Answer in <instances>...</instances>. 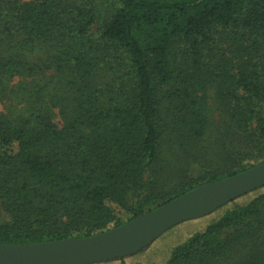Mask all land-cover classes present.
Returning a JSON list of instances; mask_svg holds the SVG:
<instances>
[{"label":"trees","instance_id":"16d2710c","mask_svg":"<svg viewBox=\"0 0 264 264\" xmlns=\"http://www.w3.org/2000/svg\"><path fill=\"white\" fill-rule=\"evenodd\" d=\"M36 42L50 43L57 69L70 72L72 110L61 128L45 112L0 119V243L91 236L264 161V0H115L105 16L77 0H0V82L45 70L20 49ZM116 67L126 87L125 77L94 85L98 71ZM207 86L225 105L222 134L239 133L243 149L223 141L219 167L161 190L153 175L163 138L174 134L182 151L199 145ZM203 218L151 264H211L241 240L243 257L264 264V186L190 220ZM132 255L92 264H143Z\"/></svg>","mask_w":264,"mask_h":264},{"label":"rangeland","instance_id":"374dc122","mask_svg":"<svg viewBox=\"0 0 264 264\" xmlns=\"http://www.w3.org/2000/svg\"><path fill=\"white\" fill-rule=\"evenodd\" d=\"M77 1L83 7L94 9L103 16L109 15L115 8V0ZM20 49L23 50V55L30 64H38L44 67L45 70L33 77L15 75L10 78H4L0 82V119L17 124L25 120L32 112L37 114L45 112L44 115H47L50 121L59 128L63 127L72 110V105L67 98V93L70 96L71 92L70 86L67 88V82L71 79L70 72L67 70L61 73L57 69V63L55 62L56 52L50 43L36 42L32 47L23 45ZM176 55L178 59L181 56L178 52H176ZM120 69L116 67L106 71L108 73L98 71L93 77L94 85L103 86L104 83H108L111 80L114 81L125 77L124 86L126 87L127 74L123 75ZM163 91L166 93V88ZM198 95L200 96L201 109L207 117V128L198 143L199 145L195 149L187 151L178 149L175 144L176 136L174 134L170 133L164 136L160 158L153 175L156 184L161 190L163 188L171 190L179 181L195 176L211 165L219 167L221 163H218V161H221L223 141L227 143L231 141L236 147L235 150L243 149L241 146L242 136L239 133L233 137H226L221 132L226 131L228 116L225 113L224 103L216 96L214 86H207L206 90L203 92L199 91ZM164 114L166 122H175L173 125L178 122V119L173 114L172 107L166 100L164 101ZM176 132H178V129H176ZM195 159L198 160L191 163ZM133 203H135L134 200L130 198L128 205ZM131 215L129 209L120 212L122 221H126ZM207 218L187 220L172 227L159 236L145 251H140L129 259L143 264H151V259L155 253L166 249L171 250L177 244L184 242L191 233L196 231V227H199L201 221ZM255 231L251 232L248 240ZM259 234L264 237V218ZM246 249L247 245L244 246V242L241 240L234 246H229L222 254L214 257L210 262L211 264H262L259 261H249L247 260L248 258H244L243 255ZM165 257L166 253L160 257L157 256L155 262L161 263Z\"/></svg>","mask_w":264,"mask_h":264},{"label":"water","instance_id":"95a60500","mask_svg":"<svg viewBox=\"0 0 264 264\" xmlns=\"http://www.w3.org/2000/svg\"><path fill=\"white\" fill-rule=\"evenodd\" d=\"M263 186L264 161L199 185L133 220L91 236L27 244L0 243V264H92L130 256L172 227L206 216Z\"/></svg>","mask_w":264,"mask_h":264}]
</instances>
